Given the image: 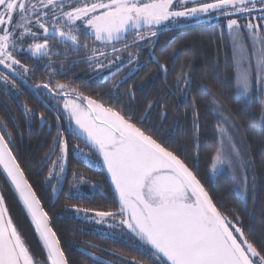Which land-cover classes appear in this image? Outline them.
<instances>
[{
    "label": "snow or ice",
    "instance_id": "1",
    "mask_svg": "<svg viewBox=\"0 0 264 264\" xmlns=\"http://www.w3.org/2000/svg\"><path fill=\"white\" fill-rule=\"evenodd\" d=\"M202 15L223 18L221 40L227 38L231 49L237 93L246 107L255 96L264 121V0H0V81L15 88L9 73L27 83V74L41 64L42 70L54 77L57 71L54 65L58 62L52 58L62 55L68 60L70 54L76 56L72 65L86 62L97 71L115 66L116 71L110 72L115 76L124 63L120 53L127 52V63L132 64L140 42L150 44L165 22L175 26L180 18ZM129 35L133 36L131 41ZM134 47L137 53L128 51ZM21 53L30 54L39 63L23 64L18 59ZM59 67L63 69L64 65ZM160 68L167 71L162 64ZM35 87L46 90L53 98L65 97L63 107L76 126L71 134L83 136L102 157L117 194L116 211H94L88 217V209L76 208V214L84 211L96 223L119 217V224L147 246L142 255H147L151 264H264V244L258 246L246 238L243 227L237 226L239 217L233 213L234 223L221 212L194 172L164 142L137 127L131 118L66 83L53 84L49 80ZM73 96L75 99H68ZM81 102H86V107ZM211 104L217 109L222 107L214 98ZM24 107L26 114L31 111L27 105ZM217 115L227 123L223 111L218 110ZM197 119L198 114L194 118V126L198 128ZM57 128L50 154L55 155L59 148L60 155L52 161L49 176L59 180L65 171L69 141L59 124ZM218 130L222 135L227 132L219 126ZM11 142L12 134L8 132L6 138L5 131L0 130V166L35 226L47 264H68L48 213L13 155ZM232 148L235 150V145ZM73 150L87 155L78 146ZM235 154L240 157L238 150ZM222 165L232 170V180L239 192L246 193L248 177L243 159L237 165L224 155L223 148H217L211 171L215 174ZM237 168L244 173L239 178ZM0 264H40L9 215L3 194H0ZM133 264L140 262L134 260Z\"/></svg>",
    "mask_w": 264,
    "mask_h": 264
},
{
    "label": "trees",
    "instance_id": "2",
    "mask_svg": "<svg viewBox=\"0 0 264 264\" xmlns=\"http://www.w3.org/2000/svg\"><path fill=\"white\" fill-rule=\"evenodd\" d=\"M220 25L214 22L191 24L176 32L152 37L150 44L140 42L135 60L141 61L146 57V60H151L153 51L152 54L168 70L166 83L163 71L152 60L146 66H135L131 80L125 82L123 78L129 74V69L123 66L126 63L112 80L108 75L116 71L115 66L111 71L107 68L97 71L89 68L86 62L67 65L62 55L52 58L58 62L54 65L57 71L52 78L54 84L55 80L65 83L64 72L69 67L71 77L66 84L84 96L121 112L137 127L164 142L194 172L217 208L234 223L235 213L239 217L237 226L243 227L246 238L260 246L264 244V121L261 120L259 103L256 101L246 107L244 99L237 93L231 49L227 38L221 40ZM130 51L137 53L135 47ZM120 55L124 61L127 60V52ZM18 58L26 60L27 55H19ZM74 59L75 54H70L68 60ZM60 64L64 65L63 69H60ZM42 69L41 64L37 68L39 76L35 85L47 83L49 72ZM182 69L183 79L178 81ZM40 95L39 91L32 97L22 95L11 83L6 86L0 81V122L7 126L3 129L0 125V130L5 131L6 138L8 132L12 134V152L52 221L68 264H133L134 260L140 264H151L147 255H142L143 251L132 242L102 235L92 225L72 216L76 208L88 209L90 213L116 211L118 199L105 170L85 168L75 158L73 149L76 145L90 146L71 134L63 115L53 113ZM213 98L222 106L220 109L211 104ZM25 105L31 109L27 114ZM218 110L228 118L227 123L218 118ZM196 114L198 128L194 126ZM58 124L69 141V150L65 171L59 180L51 181L48 161L56 160L60 155L59 148L55 155L50 154ZM218 126L228 127L229 142L224 140ZM222 140L227 145L235 140L244 152L248 177L245 199L238 195L228 173L215 176L211 171L212 157L217 148H222ZM84 173L95 178L103 192L93 197L69 196L74 177ZM0 187L10 216L26 246L40 264H47L46 251L31 220L1 170Z\"/></svg>",
    "mask_w": 264,
    "mask_h": 264
},
{
    "label": "rangeland",
    "instance_id": "3",
    "mask_svg": "<svg viewBox=\"0 0 264 264\" xmlns=\"http://www.w3.org/2000/svg\"><path fill=\"white\" fill-rule=\"evenodd\" d=\"M188 6L191 7L192 5L189 4ZM208 20L211 22L213 21L214 23H218V24H224L225 23L223 18H221L220 20H217L215 18H210V17H206V16L202 15V16L196 17V18H192V17L180 18V22L177 25H175V27H183V26L188 25V24L198 23V22H203V21H208ZM169 26H170L169 23L165 22L164 25L160 26L162 28H159V30H165ZM60 96L64 97L63 95H60ZM62 97L53 99V102L55 103L56 108L63 115L68 128L72 130L76 127L75 122L71 121L69 119L68 113L63 107L65 98H62ZM68 99H75V98L74 97H68ZM256 101L257 100L255 99V96H253V99L250 102V104L253 102H256ZM78 102H80V101H78ZM81 103H84V106L86 107V102H81ZM224 128H226L228 130V127L225 126ZM229 134H230L229 130L225 134H223L224 140L226 142H229V136H228ZM81 138L86 141V139L83 136H81ZM87 144H89V143L87 142ZM221 144H222V148L224 150V155L227 157H230L235 164L238 165L240 158H242L243 161L245 162V155H244V152L242 150V147L240 146V148H239L238 144L235 142V140L232 141L230 143V145L224 144V142H222ZM232 145H235V150L239 151V153H240L239 158L236 156L235 150L232 148ZM76 146H78V148L80 150H82V153L87 154V155H81L80 153L74 151L75 158L79 162H81L85 168H92V170L94 169L96 171H100L101 169L107 171L106 166H104L102 164V157L99 156L98 152L94 148H92L90 146V144H89L90 147H87V148L85 146H80V145H76ZM88 157H90L91 162H89ZM52 159H50L48 161V164L51 165L50 169L52 168ZM97 161H100V163H97ZM222 172H226L232 177V174H233L232 170H230L227 167V165L220 166L219 171H217L215 174L213 173V175L217 176ZM243 174H244L243 171L241 169L237 168V170H236L237 177L239 178ZM50 179H51V181L56 180V178H52V177H50ZM100 185L101 184H99V182H97V180L95 178L88 176V175H85V173L82 175L77 174V176L74 177V179L70 185L69 196L75 197V198H83V197H87V196L93 197L96 194L103 192V189ZM235 188L237 190L238 195L242 199H245L247 192L244 194H241L239 192V190L237 189L236 185H235ZM93 214L94 213L88 212L87 216L90 217V216H93ZM72 216L76 219H82L84 222L92 225V228L102 235H105V236H108L110 238L117 239L120 241H124V242H129V243L132 242L141 251H143V252L146 251L147 246H145L141 242H139L135 237L132 236L131 233L127 232L126 228H124L122 225L119 224V217H117L116 219L107 218L106 222H104V223H96L95 219L87 218L84 211H81L79 214H76V212L74 211ZM109 225H113V227H109ZM125 233H127V234H125Z\"/></svg>",
    "mask_w": 264,
    "mask_h": 264
},
{
    "label": "flooded vegetation",
    "instance_id": "4",
    "mask_svg": "<svg viewBox=\"0 0 264 264\" xmlns=\"http://www.w3.org/2000/svg\"><path fill=\"white\" fill-rule=\"evenodd\" d=\"M205 22H211V21L208 20V21H203V22H198V23H205ZM212 22H213V21H212ZM198 23H192V24H198ZM169 25H170V26L167 28V30H159L157 37H158L159 35L164 34V33H168V32H176L177 30L182 29V28H185V27H187V26H190L191 24L185 25V26H183V27H175V26H173V25H171V24H169ZM160 28H162V27H160ZM128 39H129V41H131V40L133 39V36H132V35H129V36H128ZM117 46L119 47L120 45H117ZM132 49H133V48H132ZM132 49H128V51H130V50H132ZM124 53H126V52H124ZM152 53H153V51L151 52V55H150L151 58L154 56ZM20 55H27V59H26V60H21L20 58H18V59L21 60V62H22L23 64H26V65L31 66L32 64L38 62L35 58H32V57L30 56V54H28V53H21ZM152 55H153V56H152ZM154 57H155V56H154ZM146 58H147V57H146ZM146 58H144V59L141 60V61H136V60H134L132 64H128V63H127V60L124 61V63H126V64L123 65L124 68L129 69V71H128L127 73H131V75L128 74V75H126L125 78H123V80H124L125 82H128V80H131V78H132V76H133V73H134V69H136L135 66L137 67L138 64H141L142 66H146L151 60L154 61L153 59H151V60L147 59V60H146ZM64 62H65L67 65H69V63H71V60H65V58H64ZM75 65H78V64H75ZM111 70H112V69H111ZM111 70L107 69V71H111ZM43 71H44V70H43ZM44 72H46V71H44ZM64 74H65V75H64V78H65V83H66L67 81H69V79H70V77H71V70H70L69 67H66ZM9 75H10L11 80H13V81L15 82V85H16L15 88L18 89V90H20V93H21L22 95H26V96H31V97H32V96H34L36 93L38 94V91H39V92H41V95H40L39 97L44 101V103L47 105V107L50 108V110H51L53 113H55L56 115H57L58 113L61 114V112L56 108V105H55V103L53 102V99H55V98H61L62 96L58 95V96H56L55 98H53L52 95H48V94H47V91H40L39 89H37V88L35 87V83H34V82H36V77L39 76V74H38V70H36V71H34V72H31V73L27 74V75H28L27 83H25L21 78L15 76L14 74L9 73ZM112 77H114V76H112V75H108V78H111L112 80H114ZM117 77H120V79H121V76H117ZM49 80H51L52 83H53V80H54V79L52 78V76H50V74H49V77H47V81H46V82H49ZM55 82H56V80H55ZM33 83H34V84H33ZM53 84H54V83H53ZM68 85H69V84H68ZM70 87H71V86H70ZM73 97H74V96H73ZM62 98H65V97H62ZM74 98H75V97H74ZM77 143H78V142H77ZM78 145H80V144H78Z\"/></svg>",
    "mask_w": 264,
    "mask_h": 264
},
{
    "label": "water",
    "instance_id": "5",
    "mask_svg": "<svg viewBox=\"0 0 264 264\" xmlns=\"http://www.w3.org/2000/svg\"><path fill=\"white\" fill-rule=\"evenodd\" d=\"M154 63L160 68V65H161V63L157 60V58L155 57V59H154ZM161 69V68H160ZM167 69V68H166ZM162 71H163V74H164V82L166 83V81H167V73H168V70L167 71H164L163 69H161ZM131 95H132V97L134 98V95H133V92L131 91ZM79 139H81V140H83L86 144H87V142L84 140V139H82L81 137L79 138ZM87 145H89V144H87ZM14 155V154H13ZM17 163H18V161H17ZM19 164V163H18ZM22 169V168H21ZM0 170L2 171V173L5 175V177L7 178V180H8V182L10 183V185L12 186V188H13V190L15 191V189H14V186L11 184V181H10V179H8V177H7V174L4 172V170H3V167L2 166H0ZM106 171V170H105ZM106 173H107V175H108V178H109V181H110V183H111V178H110V175L108 174V172L106 171ZM25 175V174H24ZM25 178L27 179V177H26V175H25ZM28 180V179H27ZM28 182H29V180H28ZM30 183V182H29ZM31 184V183H30ZM111 185H112V183H111ZM112 188H113V190H114V185H112ZM32 189H33V187H32ZM33 191L35 192V190L33 189ZM16 193V192H15ZM36 193V192H35ZM114 193H115V190H114ZM0 194H3V192H2V190H1V187H0ZM16 195H17V197L19 198V196H18V194L16 193ZM37 195V194H36ZM115 195H116V197H117V194L115 193ZM37 198H38V196H37ZM39 199V198H38ZM118 199V198H117ZM40 200V199H39ZM21 202V201H20ZM5 203H6V201H5ZM40 203H41V201H40ZM21 204H22V202H21ZM41 206H42V208L44 209V207H43V205H42V203H41ZM6 207H7V204H6ZM8 208V207H7ZM9 211V210H8ZM45 211V210H44ZM46 212V211H45ZM9 215H10V212H9ZM30 218V217H29ZM31 220V219H30ZM49 222H50V226L52 227V229H53V226H52V221H51V219H50V217H49ZM33 227H34V229H35V226L33 225ZM53 231H54V229H53ZM55 232V231H54ZM37 234V233H36ZM37 236H38V234H37ZM57 236V235H56ZM58 238V237H57ZM59 240V239H58ZM60 246H61V244H60ZM62 248V247H61ZM63 250V249H62ZM66 256V255H65Z\"/></svg>",
    "mask_w": 264,
    "mask_h": 264
}]
</instances>
